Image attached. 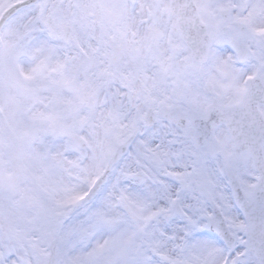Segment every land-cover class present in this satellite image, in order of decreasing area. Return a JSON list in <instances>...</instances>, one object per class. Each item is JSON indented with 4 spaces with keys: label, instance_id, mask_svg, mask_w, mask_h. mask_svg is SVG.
Returning a JSON list of instances; mask_svg holds the SVG:
<instances>
[{
    "label": "snow or ice",
    "instance_id": "1",
    "mask_svg": "<svg viewBox=\"0 0 264 264\" xmlns=\"http://www.w3.org/2000/svg\"><path fill=\"white\" fill-rule=\"evenodd\" d=\"M0 264H264V0H0Z\"/></svg>",
    "mask_w": 264,
    "mask_h": 264
}]
</instances>
